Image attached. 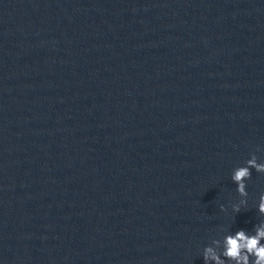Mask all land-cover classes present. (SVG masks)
<instances>
[{"label": "water", "instance_id": "95a60500", "mask_svg": "<svg viewBox=\"0 0 264 264\" xmlns=\"http://www.w3.org/2000/svg\"><path fill=\"white\" fill-rule=\"evenodd\" d=\"M253 152L264 0H0V264H204Z\"/></svg>", "mask_w": 264, "mask_h": 264}, {"label": "clouds", "instance_id": "9594fccd", "mask_svg": "<svg viewBox=\"0 0 264 264\" xmlns=\"http://www.w3.org/2000/svg\"><path fill=\"white\" fill-rule=\"evenodd\" d=\"M251 169L258 173H264V162H258L256 154L250 153V158L243 166H237L232 170L231 180L236 184V192L241 199L231 205L234 212H239L241 206L247 204L246 181L251 178ZM225 210L223 204L220 205ZM257 210L264 215V192L258 199ZM264 221L255 224L252 232L238 229L235 233H226L222 240L212 239L210 245H206L202 251L204 264H264ZM219 249V250H218Z\"/></svg>", "mask_w": 264, "mask_h": 264}]
</instances>
